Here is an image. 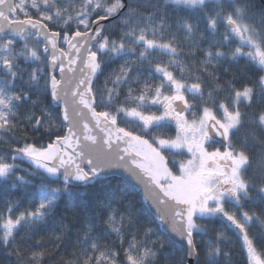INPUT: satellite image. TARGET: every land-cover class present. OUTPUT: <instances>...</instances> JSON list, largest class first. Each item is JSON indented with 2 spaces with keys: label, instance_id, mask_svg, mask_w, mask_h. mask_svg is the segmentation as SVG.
<instances>
[{
  "label": "snow or ice",
  "instance_id": "6c2138e0",
  "mask_svg": "<svg viewBox=\"0 0 264 264\" xmlns=\"http://www.w3.org/2000/svg\"><path fill=\"white\" fill-rule=\"evenodd\" d=\"M0 204L16 264H264V0H0Z\"/></svg>",
  "mask_w": 264,
  "mask_h": 264
},
{
  "label": "trees",
  "instance_id": "16d2710c",
  "mask_svg": "<svg viewBox=\"0 0 264 264\" xmlns=\"http://www.w3.org/2000/svg\"><path fill=\"white\" fill-rule=\"evenodd\" d=\"M244 61H241L240 64L238 66H233L234 71L240 72L243 70L244 68ZM172 134L174 135V129L172 130ZM243 134V130L241 131V135ZM255 155V153H254ZM27 166V165H25ZM113 183H117L116 180H113ZM12 198L13 199H17V200H22V203L20 204V209H23L24 207H28L29 203H28V199L26 197H23L21 194V190H12ZM134 199L138 201L137 206L139 207V204L143 202V198L141 197L140 193L137 191L134 194ZM34 207V205H32ZM0 207H2V204H0ZM67 205L66 204H62L61 205V211L59 212L57 219H59V215H63L65 214L63 212V209L66 208ZM252 207V206H249ZM20 209H17V211H19ZM254 210H256L257 212L260 211L259 208H255ZM68 221H71L72 224H74V227H72V225L70 224L71 227V231H72V236L69 239V243L66 246V249L61 251V255L64 254L65 251L70 252L71 251V244L72 242H74L75 240V230L76 228L80 227V223L78 221H75L73 219V214L69 213L68 214ZM210 227H214L217 230L220 229L221 225L219 221H216L214 224L209 225ZM53 227V225L50 223L49 227L46 229H43L40 233L39 236L44 237L45 239H47L49 237V233L51 231V228ZM261 228H264V225L259 224V223H254L252 224V226L250 227L249 231L251 234L259 236L261 233ZM24 233L23 231H21L18 236H17V242L21 243L22 245L26 246L27 245V241H21L20 237L23 236ZM214 235V233H213ZM227 236L230 239V243H226L223 245L224 250L226 252H228L230 255L229 256H222L220 258V264H227V261L231 260L232 264H246V260L245 257L242 255V249H241V245H242V240H240L236 235L233 234V232L228 231L227 232ZM38 238V236H32V242L34 243L35 240ZM167 239V238H165ZM209 239L208 236H204V237H197V241L201 243V245L203 246V242L207 241ZM48 250H52L51 246H47ZM168 252H172V249L170 248H165V253ZM183 253L181 252H175L174 253V257H178L180 255H182ZM60 257L57 256L54 260L52 261H48V264H56V260H59ZM0 264H16V258L14 256H9L8 255V250H5L3 247H0ZM196 264V262L194 263ZM199 264H203V258H201V260L199 261Z\"/></svg>",
  "mask_w": 264,
  "mask_h": 264
},
{
  "label": "water",
  "instance_id": "95a60500",
  "mask_svg": "<svg viewBox=\"0 0 264 264\" xmlns=\"http://www.w3.org/2000/svg\"><path fill=\"white\" fill-rule=\"evenodd\" d=\"M138 192L141 194V197L143 198V191L142 189L138 190ZM195 262H192V264H194Z\"/></svg>",
  "mask_w": 264,
  "mask_h": 264
}]
</instances>
